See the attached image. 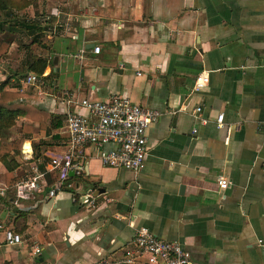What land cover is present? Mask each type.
Instances as JSON below:
<instances>
[{"label":"crops","instance_id":"1","mask_svg":"<svg viewBox=\"0 0 264 264\" xmlns=\"http://www.w3.org/2000/svg\"><path fill=\"white\" fill-rule=\"evenodd\" d=\"M22 19L38 29L0 34L25 32L35 43L1 39L9 45L0 52V84L14 82L12 59L22 65L32 52L48 62L40 82L21 80L19 91L51 114L86 113L68 104V94H119L160 115L146 131L148 151L136 173L104 166L99 149L87 145L80 175L52 170L36 180L37 190L18 196L0 162V225L21 236L10 245L0 229V264H96L121 256L139 227L181 243L193 264H262L264 0H35ZM202 72L208 83L195 92ZM23 123L18 118L2 139L22 138ZM60 132L63 125L34 124L13 175H31L22 148L37 161L63 156L66 141H43Z\"/></svg>","mask_w":264,"mask_h":264},{"label":"built area","instance_id":"2","mask_svg":"<svg viewBox=\"0 0 264 264\" xmlns=\"http://www.w3.org/2000/svg\"><path fill=\"white\" fill-rule=\"evenodd\" d=\"M94 47V52H99ZM209 80V74L202 72L194 80L193 91L203 89ZM27 83L40 82V77L34 73L26 76ZM69 98V99H68ZM68 104L86 110L85 114L78 111H68L63 122V131L68 135L67 151L61 157H51L49 160H34L31 149L22 148L23 159L31 170L28 179L16 184V194L23 196L26 190L38 189L36 180L45 173L55 169L80 175L83 165L80 158L87 145L99 149V158L104 166L121 168L133 172L140 171L144 166L147 155V129L157 122L160 115L158 110L133 102L129 97L115 94L110 99H90L67 95ZM195 112L199 114L201 107ZM223 114L218 115L216 121L222 125ZM193 132H196L193 129ZM110 144L112 147L104 149ZM227 180L219 178L220 188L227 187ZM66 186H70L66 184ZM60 186L58 191H63ZM56 189L49 190L48 196H55ZM71 203L78 204L79 199L71 196ZM4 239L7 244H21V236L9 228H3ZM257 247L264 264V239H257ZM40 250L37 248L36 253ZM96 264H193L190 252L177 241L162 240L156 237L148 228L139 227L129 244L124 248L121 256L100 260Z\"/></svg>","mask_w":264,"mask_h":264},{"label":"trees","instance_id":"3","mask_svg":"<svg viewBox=\"0 0 264 264\" xmlns=\"http://www.w3.org/2000/svg\"><path fill=\"white\" fill-rule=\"evenodd\" d=\"M35 0H0V33L5 28L10 31L23 30H36L38 26L34 27V22L23 20L22 17L26 9L33 4ZM31 42L29 46L32 45ZM27 47V46H26ZM8 48V42L2 40L0 42V52ZM47 58L37 56L29 52L22 65H19L13 70L12 76L14 82H10V77L7 81L0 84V162L5 165L6 173L4 176L5 184L7 187H13L18 182L24 181L19 176H14L13 171L18 166L16 157L19 155L23 139L26 135L33 132L34 124H37L38 129H59L62 127L65 116H58L47 112L46 110L31 104V96L26 92H21V80L28 74L34 73L37 76H42L44 69L47 65ZM9 85H12L9 86ZM18 118H24L29 123L21 125V133L23 137L17 141H8L2 139V132L10 129L16 125ZM61 139L67 142L68 135L60 132L51 137L43 138V141ZM66 177L65 181L70 180ZM68 184V183H66ZM4 264H12L5 262Z\"/></svg>","mask_w":264,"mask_h":264},{"label":"rangeland","instance_id":"4","mask_svg":"<svg viewBox=\"0 0 264 264\" xmlns=\"http://www.w3.org/2000/svg\"><path fill=\"white\" fill-rule=\"evenodd\" d=\"M5 30H8L7 28H5ZM9 31H6V33H8ZM3 34V35H1L0 34V42L2 41L1 39L2 38H5V39H9L10 38V36L12 35L13 37H15L14 38V41L16 42V44L17 45H21L22 44V42L23 41H25V44L24 45H28V44H26V43H28L29 42V45L31 44L30 43V39L28 38L29 37V35L27 34V33H25V32H21V33H18V32H15L14 34H11V35H8V34ZM17 36V37H16ZM9 45V44H8ZM16 46H14L13 48H12V50L10 51L11 53H14V51L16 50ZM8 49V48H7ZM9 57H10V55H8ZM15 58V57H14ZM14 58L12 59V63H10V64H12L13 65V69H16L17 67H18V63L16 64V63H14L13 61H15L14 60ZM19 59V58H18ZM1 62V61H0ZM17 62H18V60H17ZM23 81H26V77L25 78H23L22 79Z\"/></svg>","mask_w":264,"mask_h":264},{"label":"water","instance_id":"5","mask_svg":"<svg viewBox=\"0 0 264 264\" xmlns=\"http://www.w3.org/2000/svg\"><path fill=\"white\" fill-rule=\"evenodd\" d=\"M57 63V57H54V59H53V64H56ZM68 175L69 176H73L74 175V173H73V171L72 170H69L68 171ZM182 188V187H181Z\"/></svg>","mask_w":264,"mask_h":264}]
</instances>
